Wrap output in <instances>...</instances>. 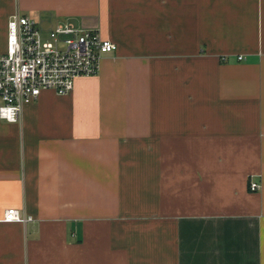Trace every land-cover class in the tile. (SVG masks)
<instances>
[{"label": "crops", "instance_id": "1", "mask_svg": "<svg viewBox=\"0 0 264 264\" xmlns=\"http://www.w3.org/2000/svg\"><path fill=\"white\" fill-rule=\"evenodd\" d=\"M16 12L117 49L0 118V264H264V0H0V53Z\"/></svg>", "mask_w": 264, "mask_h": 264}, {"label": "built area", "instance_id": "2", "mask_svg": "<svg viewBox=\"0 0 264 264\" xmlns=\"http://www.w3.org/2000/svg\"><path fill=\"white\" fill-rule=\"evenodd\" d=\"M116 49L98 29L65 23L45 34L36 19L16 12L8 22L7 51L0 53V118L20 122L26 105L44 90L69 94L78 78L97 75L104 56ZM249 188L258 191L262 184L250 179ZM5 219L26 222L32 216L12 207Z\"/></svg>", "mask_w": 264, "mask_h": 264}, {"label": "rangeland", "instance_id": "3", "mask_svg": "<svg viewBox=\"0 0 264 264\" xmlns=\"http://www.w3.org/2000/svg\"><path fill=\"white\" fill-rule=\"evenodd\" d=\"M46 34V33H45Z\"/></svg>", "mask_w": 264, "mask_h": 264}]
</instances>
